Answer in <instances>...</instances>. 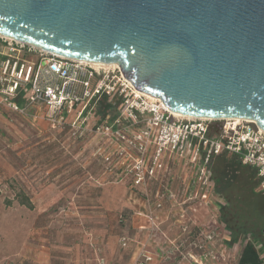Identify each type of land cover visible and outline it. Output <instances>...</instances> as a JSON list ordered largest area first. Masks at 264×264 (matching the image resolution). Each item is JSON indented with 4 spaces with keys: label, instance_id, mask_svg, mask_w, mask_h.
Returning a JSON list of instances; mask_svg holds the SVG:
<instances>
[{
    "label": "rangeland",
    "instance_id": "obj_1",
    "mask_svg": "<svg viewBox=\"0 0 264 264\" xmlns=\"http://www.w3.org/2000/svg\"><path fill=\"white\" fill-rule=\"evenodd\" d=\"M96 104L90 124L101 118ZM45 111L41 107L35 119V110L24 117L0 106V264L237 263L241 245L227 244L228 231L215 206L216 197L223 198L217 193L207 206L201 198L196 210L199 199H193L192 188L183 195L186 188L159 180L149 186L150 203L144 205V215L147 207L152 211L151 224L136 215L145 198L141 191L118 180L116 170L104 173L97 138L52 129ZM158 190L165 195L161 208H155ZM170 190L176 192L175 207L167 204ZM16 194L30 208L20 205ZM249 221L250 227L261 226ZM145 257L152 261L145 263Z\"/></svg>",
    "mask_w": 264,
    "mask_h": 264
},
{
    "label": "water",
    "instance_id": "obj_2",
    "mask_svg": "<svg viewBox=\"0 0 264 264\" xmlns=\"http://www.w3.org/2000/svg\"><path fill=\"white\" fill-rule=\"evenodd\" d=\"M0 37L117 65L171 112L264 131V0H0Z\"/></svg>",
    "mask_w": 264,
    "mask_h": 264
},
{
    "label": "built area",
    "instance_id": "obj_3",
    "mask_svg": "<svg viewBox=\"0 0 264 264\" xmlns=\"http://www.w3.org/2000/svg\"><path fill=\"white\" fill-rule=\"evenodd\" d=\"M0 42V106L24 117L43 107L52 129L67 128L79 139L94 135L104 173L116 170L121 182L141 191L147 206L149 186L170 180L173 161L182 170L195 169L194 183L207 206L208 198L215 197L209 165L220 155L236 157L254 169L256 189L264 193V131L255 123L176 116L161 100L134 89L117 65L77 61L3 37ZM21 93L26 97L20 98ZM101 99L116 104L115 113L94 117L96 122L90 124ZM164 198L155 192V208H161ZM166 198L175 194L168 191ZM216 198L219 208L223 203ZM147 209L146 217L154 224ZM151 261L145 257V263Z\"/></svg>",
    "mask_w": 264,
    "mask_h": 264
},
{
    "label": "trees",
    "instance_id": "obj_4",
    "mask_svg": "<svg viewBox=\"0 0 264 264\" xmlns=\"http://www.w3.org/2000/svg\"><path fill=\"white\" fill-rule=\"evenodd\" d=\"M17 102L21 104L22 100L18 99ZM95 109L96 115L104 118L107 114L114 115L116 104L101 99ZM101 165L104 169L102 163ZM209 168L212 180L215 181L214 192L223 198V204L218 208V219L228 231L230 240L227 244L241 245L236 264H264V223H260L261 217L259 219V213L261 216L264 214V193H256L258 180L255 170L241 165L236 157L226 155L213 158ZM236 192L239 194L236 195ZM15 197L19 199L20 205L30 208V203L24 196L16 194ZM248 219H253L261 226L251 224L253 227H250Z\"/></svg>",
    "mask_w": 264,
    "mask_h": 264
},
{
    "label": "crops",
    "instance_id": "obj_5",
    "mask_svg": "<svg viewBox=\"0 0 264 264\" xmlns=\"http://www.w3.org/2000/svg\"><path fill=\"white\" fill-rule=\"evenodd\" d=\"M38 113L34 116L35 119L39 118L40 115H38ZM172 164H173L174 167L172 168V175H171L170 181H172V184L173 183L175 185L179 184L178 185L179 187L181 186L183 188H186L183 195L186 194L188 189L192 188V191L194 190L193 191L194 192L193 199H196V200L199 199L194 204L193 207H195L196 210L200 209L201 208V199H200L201 198V189H200V187H197L196 184L194 183V181H195V178H194L195 169H194V172L192 171V169H187V170L184 169V170H182L179 167H177L175 161H173ZM170 192L173 193V194H176V192L174 190H170ZM167 204L170 207H175L176 202H175V200L167 199ZM138 205H139V210L136 209V211H137L136 215L141 216L143 218H146V215H144L146 213V210H145V207H144V205H145L144 201H141V203H139ZM134 206H136V205H134ZM143 222L144 221H140V223H143ZM140 223H138V225H137L138 227L137 228H140V229L144 228L142 225H140ZM227 240H228V237H227ZM207 264H208V262H207Z\"/></svg>",
    "mask_w": 264,
    "mask_h": 264
},
{
    "label": "bare ground",
    "instance_id": "obj_6",
    "mask_svg": "<svg viewBox=\"0 0 264 264\" xmlns=\"http://www.w3.org/2000/svg\"><path fill=\"white\" fill-rule=\"evenodd\" d=\"M172 113L175 114L176 116H181V117H186V118H194V117L183 116V115H180V114H177V113H174V112H172Z\"/></svg>",
    "mask_w": 264,
    "mask_h": 264
}]
</instances>
